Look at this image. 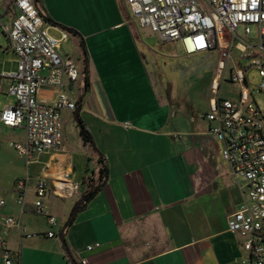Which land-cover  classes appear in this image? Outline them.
<instances>
[{"label":"crops","instance_id":"crops-1","mask_svg":"<svg viewBox=\"0 0 264 264\" xmlns=\"http://www.w3.org/2000/svg\"><path fill=\"white\" fill-rule=\"evenodd\" d=\"M34 2L49 33L61 37V52L62 44L72 41L83 55L87 87L73 98L94 148L81 135L64 133L60 151L36 155L28 164L15 148L25 141L24 127H6L0 120V202L5 203L0 264L6 251L15 264H241L240 238L229 231L228 220L243 203L244 182L223 161L222 143L210 134L213 124L205 118L217 95L211 89L204 110L171 99V91L162 97L145 56L156 53L144 34L149 29L139 25L127 0ZM6 4L0 6V20L7 25L14 13ZM170 44L173 54L191 57L180 42ZM195 55L212 61V88L218 52ZM17 69V56L7 51L0 58V115L15 105L8 90ZM41 96L51 100L49 92ZM65 174L80 186L79 194L66 197L60 191ZM27 178L22 211L16 185ZM39 180L48 184L46 205L57 220L53 238L46 217L35 211ZM7 217L25 231L6 228Z\"/></svg>","mask_w":264,"mask_h":264},{"label":"built area","instance_id":"built-area-1","mask_svg":"<svg viewBox=\"0 0 264 264\" xmlns=\"http://www.w3.org/2000/svg\"><path fill=\"white\" fill-rule=\"evenodd\" d=\"M5 3V9L11 8L14 15L10 24H2L0 20V26L18 58V69L8 90L15 105L6 108L0 120L6 127H24L25 141L15 148L29 164L36 155L62 149L64 128L60 111L75 112L78 104L72 93L76 90L82 97L87 75L80 72L72 57L62 54V40L49 33L34 0H0V6ZM127 3L142 28L149 29L164 43L180 42L188 56L218 52V76L212 84L217 99L205 118L213 124L210 134L222 143L223 161L230 166L233 176L244 182L243 203L229 218L228 228L240 238L244 252L241 264H264V115L250 93L246 77L252 70L258 71L262 80L260 89L264 92V0H127ZM240 28L243 39L238 36ZM253 32L257 43L250 46L245 39ZM62 39L68 41L69 34L64 33ZM236 40L247 50L241 57L249 60L245 67L235 65ZM230 64L231 82L241 90L236 98L224 99L218 93L219 81ZM42 91L51 93L50 101L41 96ZM60 182V191L66 197L79 194L80 186L71 182L69 175L65 174ZM28 184L27 178L16 185L17 203L22 211ZM47 193V182L39 180L35 211L46 217L53 229L57 220L46 205ZM4 204L0 202V206ZM3 224L8 229L25 231L14 217L4 218ZM52 229L47 233L49 238L56 236ZM3 264H15L7 251ZM81 264L88 262L82 260Z\"/></svg>","mask_w":264,"mask_h":264},{"label":"rangeland","instance_id":"rangeland-1","mask_svg":"<svg viewBox=\"0 0 264 264\" xmlns=\"http://www.w3.org/2000/svg\"><path fill=\"white\" fill-rule=\"evenodd\" d=\"M9 19L7 17L8 22ZM145 36L147 40L155 49V55L151 57L149 54L145 53L146 59L148 60L150 70H155V80L158 86V89L161 91L163 89L162 97L165 99L166 90L171 91V99L181 102V101H192V103H198L200 110L207 109L204 105V102L208 100L209 96L211 97V84H210V70L212 61L204 62L203 56L195 55L191 57L184 56L181 53L175 52L172 53L173 45L170 43H164L159 41V38L156 34L152 33L150 30H145ZM239 39L244 38L242 29L238 31ZM55 38L60 39V36H55ZM255 33L251 34V37L246 41L250 46L254 45ZM181 47V46H179ZM79 48L74 42L69 41L68 43L62 44V54L70 55L78 65V68L81 73L84 72V58ZM7 51L14 53L10 49L9 41L4 34L2 28L0 27V58L7 53ZM247 53L245 45L241 43L240 40L235 41V48L233 51L235 65L240 68V66L245 67L249 60L241 57ZM261 53V51H260ZM258 52V54H260ZM239 64V65H238ZM231 69L232 65H228L225 74L220 82L219 87V96L224 99H233L236 98L237 93L241 90L240 86L233 84L231 82ZM248 79V85L250 93L255 101V103L260 107L264 115V92L261 91L260 86L262 83L259 73L256 70H252L246 75ZM75 99L78 95L77 91L74 90L72 93ZM197 105V104H196ZM195 109L197 107H194ZM197 110V109H196ZM195 110V112H196ZM61 118L63 122L64 133L70 136L77 135L80 137L81 128L76 123L74 118V113L67 112L66 110H61ZM82 117L84 115L81 114ZM94 131V129H93Z\"/></svg>","mask_w":264,"mask_h":264},{"label":"trees","instance_id":"trees-1","mask_svg":"<svg viewBox=\"0 0 264 264\" xmlns=\"http://www.w3.org/2000/svg\"><path fill=\"white\" fill-rule=\"evenodd\" d=\"M74 35H78V33L76 32H73ZM81 121V120H80ZM82 123V121H81ZM83 125V124H82ZM80 135H81V138H82V141L84 142V144L86 145H89L90 147L94 148L93 147V138H92V135L90 134V132L86 129L85 126H82L81 128V131H80ZM99 163L101 164V174H104L106 173V168L103 166V160L100 158L99 159ZM97 190H94V191H91L87 196H86V202L89 201L93 196L94 194L96 193ZM64 246L66 248L67 247V244L64 243Z\"/></svg>","mask_w":264,"mask_h":264},{"label":"water","instance_id":"water-1","mask_svg":"<svg viewBox=\"0 0 264 264\" xmlns=\"http://www.w3.org/2000/svg\"><path fill=\"white\" fill-rule=\"evenodd\" d=\"M79 114H80L79 105H77V108H76V110L74 112V118H75L76 123L79 125V127L82 128L83 125H82V123L80 121ZM71 222L72 221H70L69 223H71ZM63 242L65 243L64 238H63Z\"/></svg>","mask_w":264,"mask_h":264}]
</instances>
